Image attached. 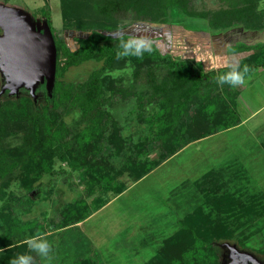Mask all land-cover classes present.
<instances>
[{
    "label": "rangeland",
    "instance_id": "1",
    "mask_svg": "<svg viewBox=\"0 0 264 264\" xmlns=\"http://www.w3.org/2000/svg\"><path fill=\"white\" fill-rule=\"evenodd\" d=\"M61 2L66 8L64 0H0V18L23 27L30 39L37 40L38 35L44 36L48 31L52 41H63L73 50L76 47L72 38L84 34L63 27ZM222 7L225 5L220 0L191 2L196 12ZM254 12L260 13V21L249 28L233 25L212 31L202 19L168 10L165 23L124 19L117 21L115 30L103 34L152 39L157 42L154 49L160 55L199 62L215 77L233 57L239 61L254 52L232 53V49L238 51L239 44L251 49L264 44V0H256ZM1 33L0 30V37L4 36ZM226 44L231 47L226 49ZM8 60V55L0 53V106L8 107L11 102L28 98L34 110L44 104V96L54 82L74 85L101 67V62L95 60L68 66L57 79L53 75L50 85L37 81L30 95L24 85L16 91L3 89L17 74ZM63 61L59 59L58 64L63 65ZM116 66L104 79L102 95V110L112 123L104 119L101 138L83 139L92 146L84 153L88 157L84 167L100 177L92 194L83 193L79 171L66 164L58 169L57 160L53 161L51 174L32 172L30 168L26 171L15 165L0 176V264H9L10 258H4V253L13 257L30 254L33 264H210L203 256L216 264H264V109L250 112L253 105L264 104V69L252 71L245 77L244 85L233 88L216 81L215 87L209 88L208 97L217 94L215 101L222 103V93L239 92L238 88L244 87L241 91L251 101L253 98V103L238 109L239 126L196 143L200 135L194 130L189 132L193 121L189 128L181 123V115L171 122L157 101L147 103L137 97L139 88L132 81V67ZM54 113L69 131L63 140L53 141L74 155L80 154V140L75 137L84 127L80 112L66 105L57 106ZM25 124L19 123L21 128L10 127L13 134L0 138V150L22 144ZM206 173L211 174L202 178ZM224 196L241 202L258 196L250 208L257 210L261 205L262 209L259 207L258 216L252 217L240 233L232 232L231 239H214L210 254L197 252L188 241L174 243L184 217H192L195 224L198 211L219 218L221 213L215 205L225 206L218 201ZM76 201L84 219L73 223L78 214L66 210V205ZM197 230L199 235L206 233L201 227ZM37 235L51 245L48 261L30 252L26 244Z\"/></svg>",
    "mask_w": 264,
    "mask_h": 264
},
{
    "label": "trees",
    "instance_id": "2",
    "mask_svg": "<svg viewBox=\"0 0 264 264\" xmlns=\"http://www.w3.org/2000/svg\"><path fill=\"white\" fill-rule=\"evenodd\" d=\"M64 1L66 8H63V2H61L63 27H72L76 32L84 35L72 38L76 47L73 50L63 41L53 39L55 79L61 76L66 67L82 61H100L101 67L74 85L63 86L54 82L49 94L44 96V104L38 109L32 108L28 98L15 103L11 102L8 107L0 106V138L12 133L10 127L21 128L22 126H18L19 123L27 124L23 125L25 138L23 137L22 144L9 150H0V176L11 171L15 165L26 171L30 168L32 172L51 174L53 161L57 160L58 169L61 164H66L71 170L79 171L81 182L84 183L83 193L92 194L100 177L95 176L91 169L84 167L86 158L88 159L84 153H88L92 146L90 144L88 146L83 139H90L93 136L101 138L104 133L102 128L104 119L111 122L108 113L102 110L103 82L116 65V69H121L120 67L124 65L132 67V81L134 86L135 83L138 85L139 99L147 103L157 101L162 109L166 110L171 122L180 115L181 123L188 128L194 122L189 132L196 131L200 135L199 138L236 125L238 117L233 101L237 92L222 93L224 96L222 103L215 101L214 97L218 96L217 94L209 98L207 93L210 87H215L217 78L229 71L228 66L220 69L214 77L205 71L199 62L172 60L168 55H160L155 49L150 54L145 53L142 59L133 56L118 59L117 53L124 51L117 39L122 35L109 37L103 32L115 30L117 21L124 19H131L132 22L165 23L168 10H178L183 16L202 19L212 31L233 25L249 28L260 21V13L254 12L256 0H220L225 7L215 11L201 12L191 8L192 0H69L68 4L66 0ZM45 20L51 29L47 17ZM103 20H107L110 24H105ZM237 48H239L238 51L232 49V53L254 51L239 60L241 68L247 65L250 69L246 76H249L256 68L264 69V44H257L252 49L239 44ZM61 58L64 59L63 65L58 64ZM225 85L228 86V84ZM200 89H203L202 93ZM66 105L77 109L84 123V127L75 135L80 140V144L78 143L80 154L77 153V155L66 150L60 142L53 141L57 138L63 140L69 131L65 123L54 113L57 106ZM112 129L114 130V126ZM162 143H165V139ZM39 155L43 156L39 158ZM210 174L206 173L202 178ZM214 185L217 184L214 183ZM255 197L250 196L244 199L245 202L226 196L222 199L218 198L217 200L225 206H220L219 203L215 205L216 210L221 213L217 219H213L209 212L203 214L201 211L196 213L198 216L196 224L192 217H184L180 221L178 233L174 236L176 240L174 243L182 244L188 241L197 252L204 250L209 254L212 253L210 245L214 239L221 236L231 239L232 232L240 233L243 226L253 220L252 217L258 216V209L260 211L262 209L261 205L257 206V210L250 208L251 204L255 205L254 203L258 201L256 200L258 196ZM79 201L66 205V210L78 214L74 217L73 223L82 220V217L84 219L79 211L81 207ZM224 207L226 208L223 209ZM198 227L205 229L206 233L199 235ZM6 256L13 258L10 253L3 254L4 258ZM202 258L207 263L216 264L214 260L207 261L210 259L208 256L207 259L205 256ZM85 262L81 261L80 264Z\"/></svg>",
    "mask_w": 264,
    "mask_h": 264
},
{
    "label": "water",
    "instance_id": "3",
    "mask_svg": "<svg viewBox=\"0 0 264 264\" xmlns=\"http://www.w3.org/2000/svg\"><path fill=\"white\" fill-rule=\"evenodd\" d=\"M0 53L8 55L10 68L16 71L3 89L16 91L24 85L32 95L33 85L45 82L50 85L55 69V48L48 31L30 39L21 26L0 18ZM242 264H249L243 262Z\"/></svg>",
    "mask_w": 264,
    "mask_h": 264
},
{
    "label": "clouds",
    "instance_id": "4",
    "mask_svg": "<svg viewBox=\"0 0 264 264\" xmlns=\"http://www.w3.org/2000/svg\"><path fill=\"white\" fill-rule=\"evenodd\" d=\"M117 39L119 43L122 44V47L124 49L123 52L117 53L118 59L129 56L142 59L145 53L150 54L154 51V45H156L157 43L152 39H134L131 37L125 39V36L123 35L118 37ZM230 47L231 45L229 44L225 45L226 49ZM228 68L229 71L217 78L218 84H228L230 87L235 88L246 83L245 77L250 71L247 65L241 68L239 61L235 57H233L228 64ZM26 244L30 252H36L46 261L51 259L49 254L52 249L50 243L46 239L37 235L29 238L26 241ZM9 264H33V257L27 253L18 254L17 256L9 260Z\"/></svg>",
    "mask_w": 264,
    "mask_h": 264
},
{
    "label": "crops",
    "instance_id": "5",
    "mask_svg": "<svg viewBox=\"0 0 264 264\" xmlns=\"http://www.w3.org/2000/svg\"><path fill=\"white\" fill-rule=\"evenodd\" d=\"M259 69L261 70V68H257L255 70H259ZM243 88H240V89L238 88L239 92H237V96H236V98L233 101L234 102V110H235L236 113H238L237 111H238V109L241 106H246L247 107L248 105H250V104L253 103V98H252V101H251L247 96H245V94H243V92L241 91V89H243ZM239 94L242 95L241 101L238 100ZM262 109H264V104H258L256 106L253 105L252 108H251V110H250V112L252 114H254V113L260 112ZM240 124H241V122H240V120H238V122L236 123V125H234L233 127L239 126ZM230 128H232V127H230ZM230 128H228V129H230ZM225 130H227V129H225ZM225 130L218 131L217 133L222 132V131H225ZM217 133H215V134H217ZM215 134L210 135V136H207V137H204V138H200V139L196 140V143H197V141L199 142V141L204 140V139L206 140V139L213 138Z\"/></svg>",
    "mask_w": 264,
    "mask_h": 264
}]
</instances>
